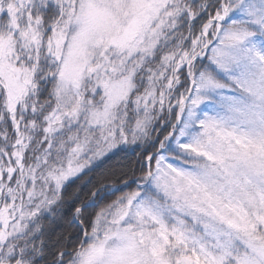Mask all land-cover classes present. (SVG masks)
Returning a JSON list of instances; mask_svg holds the SVG:
<instances>
[{"label":"snow or ice","instance_id":"1","mask_svg":"<svg viewBox=\"0 0 264 264\" xmlns=\"http://www.w3.org/2000/svg\"><path fill=\"white\" fill-rule=\"evenodd\" d=\"M0 264H264V0H0Z\"/></svg>","mask_w":264,"mask_h":264}]
</instances>
